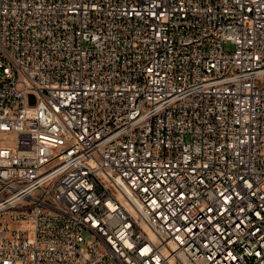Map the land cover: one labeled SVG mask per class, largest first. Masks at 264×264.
Returning a JSON list of instances; mask_svg holds the SVG:
<instances>
[{
    "label": "built area",
    "instance_id": "obj_1",
    "mask_svg": "<svg viewBox=\"0 0 264 264\" xmlns=\"http://www.w3.org/2000/svg\"><path fill=\"white\" fill-rule=\"evenodd\" d=\"M0 264H264V0H0Z\"/></svg>",
    "mask_w": 264,
    "mask_h": 264
},
{
    "label": "rangeland",
    "instance_id": "obj_2",
    "mask_svg": "<svg viewBox=\"0 0 264 264\" xmlns=\"http://www.w3.org/2000/svg\"><path fill=\"white\" fill-rule=\"evenodd\" d=\"M86 45H87V44H86ZM224 47H225V50H226V51H232V49H233V44L230 43V42H227V43H225ZM83 235H84V237H85L86 239H93L92 234H91L90 232L86 231V230L83 231Z\"/></svg>",
    "mask_w": 264,
    "mask_h": 264
},
{
    "label": "water",
    "instance_id": "obj_3",
    "mask_svg": "<svg viewBox=\"0 0 264 264\" xmlns=\"http://www.w3.org/2000/svg\"><path fill=\"white\" fill-rule=\"evenodd\" d=\"M31 99H32V96H31ZM31 102H33V99L31 100Z\"/></svg>",
    "mask_w": 264,
    "mask_h": 264
}]
</instances>
